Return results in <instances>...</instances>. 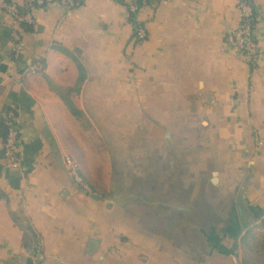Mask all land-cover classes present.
<instances>
[{"label":"crops","instance_id":"1","mask_svg":"<svg viewBox=\"0 0 264 264\" xmlns=\"http://www.w3.org/2000/svg\"><path fill=\"white\" fill-rule=\"evenodd\" d=\"M249 2L254 65L226 41L237 0L52 4L27 31L0 11V114L21 137L17 165L0 150V264H242V237L264 233V0Z\"/></svg>","mask_w":264,"mask_h":264},{"label":"built area","instance_id":"2","mask_svg":"<svg viewBox=\"0 0 264 264\" xmlns=\"http://www.w3.org/2000/svg\"><path fill=\"white\" fill-rule=\"evenodd\" d=\"M130 14L136 13L141 6L147 4L148 0H121ZM158 1V0H152ZM80 0H23L22 5H18L14 0H0V11L6 14L13 25L31 24L33 22L31 9L44 8L52 4H58L66 10H70L79 5ZM239 12L238 25L230 30L226 35V41L236 52L242 54L250 64L254 65L259 60L260 48L255 39V16L249 0H237ZM145 36L144 29L137 25L134 29L135 40H140ZM12 53L17 58L23 52V41L17 32L12 33ZM0 122L3 124L5 134L0 136V150L2 159L8 164L17 165L20 160L21 137L19 128V118L14 109L8 108L0 114ZM69 165L70 174L76 182L86 187L76 172L75 165L66 160ZM30 264H38L32 260Z\"/></svg>","mask_w":264,"mask_h":264},{"label":"trees","instance_id":"3","mask_svg":"<svg viewBox=\"0 0 264 264\" xmlns=\"http://www.w3.org/2000/svg\"><path fill=\"white\" fill-rule=\"evenodd\" d=\"M152 0H148L150 2ZM140 2V0H139ZM141 3V2H140ZM20 27L27 31L29 30V26L25 24H21ZM73 113H76L73 106L71 104H67ZM5 134V129L3 124L0 122V135ZM261 227L264 228V219L261 220ZM242 246V264H264V233L256 238L251 233H247L241 239ZM32 260L28 259L25 264H30Z\"/></svg>","mask_w":264,"mask_h":264},{"label":"rangeland","instance_id":"4","mask_svg":"<svg viewBox=\"0 0 264 264\" xmlns=\"http://www.w3.org/2000/svg\"><path fill=\"white\" fill-rule=\"evenodd\" d=\"M182 219V217L180 218V220ZM186 228V226L185 225H183L182 223H181V225H180V227H179V242H185L186 240H187V228ZM174 229H175V226H174ZM175 231V230H174ZM171 233H172V229L171 228H166L165 229V235H171ZM189 236L191 237H194L195 236V238H196V241L198 242V240L200 241L202 238H201V235L200 234H198V233H196L195 235L190 231V233H189Z\"/></svg>","mask_w":264,"mask_h":264}]
</instances>
